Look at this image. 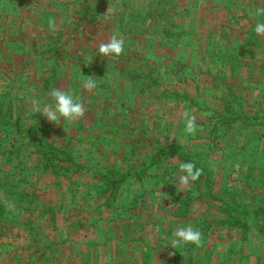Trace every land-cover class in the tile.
<instances>
[{
	"label": "rangeland",
	"instance_id": "obj_1",
	"mask_svg": "<svg viewBox=\"0 0 264 264\" xmlns=\"http://www.w3.org/2000/svg\"><path fill=\"white\" fill-rule=\"evenodd\" d=\"M119 1L0 0V90L13 106V118L0 112V189L7 179L22 181L33 212V229L0 232V264H73L80 241L92 242L113 221L128 222L117 236L135 240L142 232L146 244V210L168 240L195 222L201 233L195 264H212L214 254L204 256V248H222L224 239L231 250L224 264L242 252L254 255L258 241L264 250V132L258 135L264 131V37L254 31L264 22L257 15L264 0H167L160 18L155 0H128L124 14ZM86 3L101 14L86 18ZM127 20L131 33L123 34L119 25ZM113 33L124 40V52L99 54L98 45ZM144 75L161 84L149 85ZM90 78L97 86L86 91L82 84ZM136 79L148 89L139 92ZM53 89L78 99L85 116L53 123L34 113V102L54 103ZM231 108L247 115L238 136L230 131L238 125H228ZM185 110L196 118L194 135L185 132ZM33 127L52 146L72 148L82 172L67 161L58 171L42 167L35 145L18 152ZM211 128L222 136L213 137ZM157 145L166 150L157 154ZM181 152L203 170L186 188L179 183ZM103 177L123 181L112 188ZM234 214L247 231L216 226ZM26 218L23 211L20 220ZM208 219L216 222L207 226ZM190 262L194 257L182 254L177 264Z\"/></svg>",
	"mask_w": 264,
	"mask_h": 264
},
{
	"label": "crops",
	"instance_id": "obj_2",
	"mask_svg": "<svg viewBox=\"0 0 264 264\" xmlns=\"http://www.w3.org/2000/svg\"><path fill=\"white\" fill-rule=\"evenodd\" d=\"M219 211L217 210L212 214L213 219L219 217L217 215ZM168 217H170V215H168ZM155 221L156 222L154 223L153 212L151 213L146 210V244L142 243L144 234L141 232L139 237L135 240H125L124 236H122L126 241V245L123 244V241H120L122 237L120 238L117 236L116 231L120 228H122V230L126 229L128 222L113 221L108 232L104 231L94 233L92 242L87 239L80 241L78 249L75 251L77 256L73 264H177L178 259L182 256V254H187L190 259L194 257V262H190L189 264H195V262L199 260V254H197V251L200 250V245L197 246L189 243L173 248L171 244L172 239L168 240V238L158 235L162 224L161 222L159 224L157 220ZM215 222V220L208 219L207 226H211ZM167 223L170 227V220H167ZM194 224L195 222L190 221L188 226L191 225L194 227ZM207 226L205 227V230L208 228ZM216 226L221 229L226 225ZM141 228L142 230L144 229L143 224ZM107 234H111L110 238L107 237ZM259 242L260 241L257 242L258 250L254 253V255L242 252L240 253V259L235 260L234 264H239L241 259L246 261L248 258H250V260H248L250 264H264V250L261 248L262 246L258 244ZM224 243L225 244H223L222 248L218 246L221 244H217L216 248L213 246L215 244H212L211 250H213V248L215 249V251L213 250L212 252L211 250L206 252L207 250L205 251L204 248V256L209 258V255L212 256L214 254L212 264H224L223 261L226 259L228 254L231 253L229 242L227 244L226 239H224ZM75 252L71 254L70 258H72V255H74ZM222 257H224L223 261H221ZM240 263L243 264L242 261H240Z\"/></svg>",
	"mask_w": 264,
	"mask_h": 264
},
{
	"label": "trees",
	"instance_id": "obj_3",
	"mask_svg": "<svg viewBox=\"0 0 264 264\" xmlns=\"http://www.w3.org/2000/svg\"><path fill=\"white\" fill-rule=\"evenodd\" d=\"M156 3H158L159 8L157 9V13L155 17L160 18L161 16H163V14L165 13V10L163 9L162 5L164 2H168L167 0H155ZM119 7L121 8V14H124V11L129 10V7L132 6V3L129 2L128 0H120L119 1ZM140 6H136V8H139ZM86 18H90L96 14H101V12L98 11V7L96 4H87L86 3ZM134 15V14H133ZM134 16H138L140 17V15H134ZM143 19L146 18V16L142 17ZM142 20H139V24L142 23ZM128 21H124L123 26L119 25V29L121 30V32L123 34L126 33V31L130 32L131 31L129 29H126L127 25H128ZM110 68V66L106 67V70H108ZM53 75H56V73L53 71L51 74V77L53 78L52 80H56L55 77H53ZM137 77V76H136ZM143 77H148L150 80L149 85H155V87H159V85L161 84V79L158 80L157 78H153L149 75H144ZM162 78V76H161ZM133 82L137 83V86L139 87V92H144L145 90L148 89V87L146 88V85H142L139 84L138 80H133ZM45 85L48 86V84L45 82ZM148 85V86H149ZM8 98V99H7ZM11 98H9L8 94L5 93H1L0 90V112L4 111V114L7 118H13V106L11 105ZM231 112H233L235 115L234 116H228L227 119H230V122L228 123V125H231V123L235 122V125H238L237 128H232L231 127V132L234 135H237L236 132L238 131V133L240 132L239 130L240 128V124L241 121L243 120V118H245L247 115L245 112H241L239 113V111L236 108H231L230 110ZM3 116V115H2ZM1 117V115H0ZM256 117V116H255ZM41 131H37L36 127H33L30 129L29 133H32V135H28L27 136V142L23 143L22 145H16V150L19 152L21 149L27 147V145H35L36 146V151L38 153V157H39V163L42 167L44 168H49V167H56V171L57 168H59V163L62 161H67L70 162L71 164L75 165L76 168L75 170H77L79 173L82 172V168L78 166V157L77 159L74 157L75 153L72 150V148L69 147H61V146H52L50 143H48L46 140H44L43 136L45 131L40 128ZM213 128L210 129V134L217 138L222 136L221 134L218 133V129L214 131L213 133ZM263 130L262 133H259L258 135L261 136L263 135ZM178 146V144H176ZM154 148H157V154H160L161 152H164L166 150V147H162V146H154ZM13 150V148H12ZM14 152V150H13ZM179 153V152H178ZM182 155H180V157H182V159L185 160V162H192L190 159H188V154L187 152H181ZM183 154L185 156H183ZM175 155V154H173ZM155 157V156H154ZM153 157V158H154ZM151 162H157L158 160H150ZM197 164H195L196 166ZM70 165L67 166V168H69ZM60 170V169H59ZM106 180V184L111 185L112 188L115 187H119L122 183L123 180H110L107 177H103ZM6 183H3L2 186L3 188L0 189V191H8V194L5 198L0 199V232H2L4 229H10L11 227L15 226V225H22V226H30L31 227V220H30V216L33 214V212H30V208L29 206H31L32 202L30 199V196L27 192L24 191L23 187L18 186L20 182V180L17 179H12V180H8L5 181ZM154 183V181L152 182ZM234 209V208H232ZM236 209V208H235ZM23 211H26V215L27 218L24 220H20V214H22ZM230 211V210H228ZM259 210H256L255 212H257ZM248 210L246 209H242V212L240 213H247ZM231 214V212H229ZM243 214V215H244ZM231 218L228 222H224L221 221L219 222L220 224H224L227 223L229 224L228 226H234L235 228L241 230V231H247L248 229V225L245 222H241V216L239 215H230ZM31 229H33V226L31 227ZM30 240V239H29ZM183 251V250H182Z\"/></svg>",
	"mask_w": 264,
	"mask_h": 264
},
{
	"label": "clouds",
	"instance_id": "obj_4",
	"mask_svg": "<svg viewBox=\"0 0 264 264\" xmlns=\"http://www.w3.org/2000/svg\"><path fill=\"white\" fill-rule=\"evenodd\" d=\"M257 15H264V9H257ZM52 24L53 21L50 19L49 25L52 26ZM254 31L258 36L264 37V22H257ZM124 43L119 33H113L106 43L101 42L98 45V52L103 56H120L124 52ZM82 86L86 91H91L96 88L97 84L94 79L90 78L83 81ZM49 94L54 99V103L47 104L41 108L38 102H34V113H41L47 120L53 123H59L61 117L64 120L72 122L85 116L83 104L74 98L73 95L60 89H53ZM181 116L185 123V132L194 135L197 131L195 116L190 115L187 110L183 111ZM179 170L183 173V175L179 176V183L185 188L190 185V182L198 180L203 171L197 168L194 162H181ZM174 237L171 241L173 248L189 243L197 246L201 244V233L191 225L177 228L174 232Z\"/></svg>",
	"mask_w": 264,
	"mask_h": 264
}]
</instances>
